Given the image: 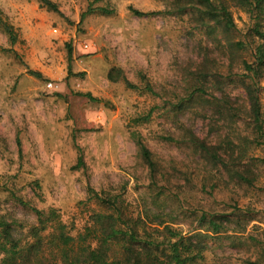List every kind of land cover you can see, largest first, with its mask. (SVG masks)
Returning a JSON list of instances; mask_svg holds the SVG:
<instances>
[{
  "label": "rangeland",
  "instance_id": "374dc122",
  "mask_svg": "<svg viewBox=\"0 0 264 264\" xmlns=\"http://www.w3.org/2000/svg\"><path fill=\"white\" fill-rule=\"evenodd\" d=\"M50 1L57 13L37 0H0V22L17 35L10 46L0 24V213L15 212L35 223V214L17 200L39 210L55 208L75 236L102 211L89 189L104 197L120 195L133 215L155 212L152 201L161 194L158 202L167 196L172 202L158 206L174 211L179 196L182 206L169 225L203 245L204 264L258 262L251 239H264V169L254 188L238 187L192 149L165 140H179L184 126L211 143L224 136L226 126L215 129L210 107L181 112L175 107V98L190 87L189 73L201 69L219 80L212 90L217 97L226 93L235 103L244 100L242 85L232 78L240 70L230 71L215 21L194 0ZM132 10L159 15L139 18ZM231 12L243 33L247 16ZM112 69L139 89L144 77L158 96L131 91L121 80L110 82ZM258 88L264 135V69ZM151 108L149 123H134ZM245 122L236 125L250 133ZM132 133L140 135L158 167L154 181ZM261 147L252 152L264 159ZM207 177L218 185L213 197L201 190ZM203 211L227 229L214 233L207 220L198 222Z\"/></svg>",
  "mask_w": 264,
  "mask_h": 264
},
{
  "label": "trees",
  "instance_id": "16d2710c",
  "mask_svg": "<svg viewBox=\"0 0 264 264\" xmlns=\"http://www.w3.org/2000/svg\"><path fill=\"white\" fill-rule=\"evenodd\" d=\"M37 1L50 11L58 12L56 5L50 0ZM194 1L202 8L204 16L215 21L224 40L223 46L227 49L224 52L227 51L230 60V71L232 72L233 67L240 70L235 72L232 78L242 85L245 102L243 100L241 104L235 103L226 93L217 97L212 90L217 87L219 80L212 79L201 69L189 73L186 82L190 87L184 89L185 93L181 97L175 98V107L180 109L179 112L197 106L210 107L215 116V129L222 130L226 126L224 133L220 134L224 136L217 137L215 143H211L199 138L191 128L186 129L184 126L180 131L185 132L179 140L173 137H167L165 140L173 144H184L192 149L212 166L210 169L214 168L219 174L220 171L226 174L229 181L236 186L254 188L260 177L258 170L264 169V159L259 155L256 157L252 152L259 153L263 150L259 146L264 147L263 112L258 92V81L264 69V0ZM232 9L247 16L249 27L243 33L239 32L234 24ZM132 12L139 18L159 15L136 10ZM0 24L10 46H13L17 42L13 27L6 23ZM29 72L32 76L41 77L37 72ZM107 79L110 82L121 80L131 91H140L152 97L158 96L144 77L141 78V89L122 75L120 69L110 70ZM83 96L90 101H96L89 94ZM154 110L155 108H151L147 114L133 120L134 123H149ZM242 119L248 122H245L244 127L246 129L249 126L250 133L240 130L236 125ZM228 122L232 125H228ZM245 134L248 135L241 136ZM131 138L147 165L150 179L154 181L159 170L151 158L149 149L139 134L132 133ZM207 179L201 182V190L213 197L218 185L216 182L212 183V178ZM260 192L264 197V186ZM88 194L100 204L102 211L94 212L90 217V224L75 236L71 234V228L62 222L55 208L39 210L23 200H17L22 207L35 214V223L19 217L15 212L0 213V264H204L203 245L185 240L179 230L169 225L175 222L173 214L176 212V206L178 209L182 206L179 196L173 201L177 204L174 211H162V206L166 208L167 205L165 201L171 199L167 196L163 198L165 201L158 202L162 199L161 194L152 201L155 212L145 210L143 214L133 215L120 195L104 197L92 189L88 190ZM160 203L163 205L158 206ZM213 216L207 218L206 211H203L198 222L207 220V225L214 233H220L222 229L225 231V223L212 219ZM251 240L256 242L259 252L258 262L254 264H264V239Z\"/></svg>",
  "mask_w": 264,
  "mask_h": 264
}]
</instances>
